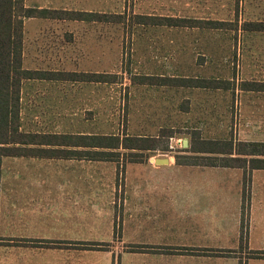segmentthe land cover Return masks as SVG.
<instances>
[{
	"label": "crops",
	"instance_id": "1",
	"mask_svg": "<svg viewBox=\"0 0 264 264\" xmlns=\"http://www.w3.org/2000/svg\"><path fill=\"white\" fill-rule=\"evenodd\" d=\"M221 3L222 0H175V8L169 11L176 15H163L166 10L162 8H150L145 14L135 15L149 19V22L137 21L139 24L194 27L178 21L160 23L154 18L184 19L178 14L217 12ZM64 11L104 14L101 10L89 9ZM38 18L46 19H28ZM63 20L84 21L74 24L82 27L85 21L98 23L103 18L75 19L65 15ZM58 41L34 35L28 44L24 42L23 66L26 57H30L32 63L37 61L38 66L25 67L37 74L24 80H30L31 84L28 87L22 84L20 89V130L39 136L68 137L66 144L31 143L25 145L27 147L67 149L75 153L2 157L0 264H89V253L104 255L109 264H264V167H253L263 164L258 160H264V154L233 151L229 156L241 160L233 161L231 166L182 163L177 162L175 156L162 154L126 162L120 166L123 202L115 207L120 187H116L119 168L116 155L108 159H89L81 155L89 149L108 150L89 147L82 143L87 139L81 138L110 135L89 129V120L83 114L91 105L102 102L105 84L115 83L113 74H105L101 67L103 39L70 37ZM61 41L62 48H56ZM55 55L61 58L64 68L42 66ZM75 60L88 63L85 66L80 63L82 67L74 69ZM105 75L108 78L105 79ZM134 76L136 80L131 81V88L146 92L173 89L176 95L172 107L168 106L167 96L159 97L158 105L153 104L150 109L147 97L140 108H132L130 104L129 127L139 124L146 128L145 132H152V128L158 126L156 132L149 135L158 138L160 131L166 129L163 125H168V119L182 125L185 122L197 124L215 115V86L190 85L185 83L190 77L179 74L169 75L174 81L172 84L159 85L138 79L166 75ZM244 89V93L253 90ZM256 91V100L250 96L240 98L241 118L236 132L239 138L233 141L234 145L264 142V90ZM24 93H31V100L24 101ZM247 110H251L250 113ZM136 118L142 121L137 122ZM26 120L31 129L25 126ZM135 130L132 134L115 135L147 136L141 132V127ZM57 139L52 137L53 141ZM184 140L182 144L187 146L188 140L186 145ZM210 149H199L195 153H217ZM157 159L166 162L156 163ZM116 213L123 220V240L134 246H127V250L119 245L111 246V250L89 248L91 240H112ZM91 219L106 224L98 226Z\"/></svg>",
	"mask_w": 264,
	"mask_h": 264
},
{
	"label": "rangeland",
	"instance_id": "2",
	"mask_svg": "<svg viewBox=\"0 0 264 264\" xmlns=\"http://www.w3.org/2000/svg\"><path fill=\"white\" fill-rule=\"evenodd\" d=\"M24 4L61 10L58 11L59 13L64 9H89L101 10L108 15L98 23L85 21L82 27L74 24L84 21H70L63 18L25 19L26 23H24V42L26 41L27 44L34 35L48 36L56 42H59V39L65 41L70 37L103 39L104 53L101 67L105 74L106 72L113 74L115 83L105 84L102 102L91 105L92 108L88 111H83L84 116L89 120L88 128L91 130L125 135L132 134L136 131L135 129L141 127L143 130L141 132L146 133V137H151L149 135L156 132L158 126L150 129L153 133L145 132L146 128L139 124H132L129 127L130 104L132 108H140L143 106L144 98L147 97V100L151 102L147 103L150 109L153 104L158 105L159 97L167 96L168 106L172 107L176 94L171 91L173 89L160 88L155 91L148 89L146 92L144 89L131 88V81L136 80L135 74L161 73L168 79H170L169 75L179 74L190 77L185 79L187 84L216 87L214 117L210 116L206 120L203 118L202 123L185 122L183 125L168 119V125H163L166 129H163L156 143L136 142L152 144V149L141 151L119 149L115 159L119 166L116 187H120L116 193L115 207L118 208V204L123 202L121 189L123 179L120 169L126 162L143 161L149 159L150 155L162 154L175 156L176 160L182 163L217 165L233 163L225 159V154L196 155L195 151L210 148L224 150L222 143L213 141L237 142L236 132L241 118L240 98L250 96L252 100H256L255 96L258 94L255 89L258 88L256 84H264V30L254 29L259 25L264 26V0H222L221 5L217 6V12L178 14L185 18L203 19L193 23L183 22L193 24L194 27L137 23L139 20L149 22V19L139 18L135 14H145V11L150 8H162L166 11L161 14L166 16L176 15L175 12L169 11L175 8V0H24ZM154 20L160 19L154 18ZM211 21L223 23L220 25L205 23ZM62 44L63 41L55 47L62 48ZM80 63L85 66L88 62ZM80 63L75 60L73 68L82 67ZM44 64L46 67L64 68L61 58L57 55L46 60L42 64L43 67H45ZM27 66L37 67V61L32 63L31 58L26 57L24 67ZM105 76V79L108 78V75ZM138 81L146 82L142 77ZM29 83L31 84L30 80L25 81L24 87H28ZM226 87L229 88L225 89ZM244 88H253V90H250V93H244L242 91L245 90ZM30 96L31 93H24V101L31 100ZM199 96L201 98V95ZM250 111L247 110L249 113ZM136 121H142V119L136 118ZM204 121H208V124ZM25 126L31 129V124H28L27 120ZM37 138L41 140V137ZM183 139L188 140L187 146H183ZM88 191L92 192L90 189ZM117 215L116 213L113 221L112 240L108 242L91 240L88 242L89 248L111 250V246L119 245L121 249L127 250V246H134L127 240H123V220ZM93 222L98 226L106 224L99 219ZM116 254L114 252V255ZM88 257L89 264H109L110 262L99 253H89Z\"/></svg>",
	"mask_w": 264,
	"mask_h": 264
},
{
	"label": "trees",
	"instance_id": "3",
	"mask_svg": "<svg viewBox=\"0 0 264 264\" xmlns=\"http://www.w3.org/2000/svg\"><path fill=\"white\" fill-rule=\"evenodd\" d=\"M49 8H38L26 6L24 0H0V175H1V160L3 156H20L28 154H38L43 156H59L66 153H75L73 150L67 149H44L31 148L25 145L28 144H66L68 140L66 136L42 135L25 133L20 130V89L24 80L32 78L37 74L31 69L23 66V47H24V20L33 17L40 18H64V16H72L75 19H92L97 17L99 20L108 17L107 14L88 13L81 11L58 12ZM59 13V14H56ZM107 15V16H106ZM139 18H144L139 16ZM158 22L166 24H175L178 22H196L203 21L199 19H178L171 17H157ZM166 21V22H165ZM208 21V20H206ZM203 23V22H201ZM205 23L221 24L222 21H211ZM255 30H264V26H257ZM141 79V77H140ZM146 82L152 84H167L172 79L166 77L142 76ZM144 82V81H142ZM169 84V83H168ZM255 89L264 88V84H256ZM160 131V136L162 132ZM59 138L52 140V137ZM159 136V137H160ZM37 137H41L39 140ZM156 137L143 136H119L110 135H91L82 136L87 139L85 145L89 147H100L108 150H87L82 151L81 155L89 159H108L119 152L117 149H152V144H139L138 141H153L157 142ZM149 139V140H148ZM63 142V143H61ZM224 145V150L214 148L210 149L213 152L227 154L225 158L228 161H240L239 157L229 156L236 153H246L248 155L264 154V142H238L234 145L232 140L213 141ZM149 143V142H148ZM24 145V146H23ZM79 153V152H77ZM67 154V155H68ZM74 155V154H73ZM177 161V160H176ZM263 164H254L253 167H264V160H258ZM178 162V161H177ZM231 166L229 163L222 164Z\"/></svg>",
	"mask_w": 264,
	"mask_h": 264
},
{
	"label": "water",
	"instance_id": "4",
	"mask_svg": "<svg viewBox=\"0 0 264 264\" xmlns=\"http://www.w3.org/2000/svg\"><path fill=\"white\" fill-rule=\"evenodd\" d=\"M187 144V142H186V140H184V145H186ZM151 161H153V159H151ZM156 163H162V162H166V160L165 159H157V160H154Z\"/></svg>",
	"mask_w": 264,
	"mask_h": 264
}]
</instances>
